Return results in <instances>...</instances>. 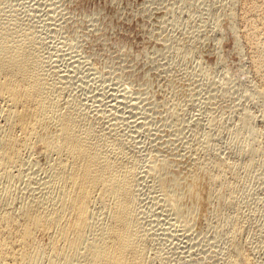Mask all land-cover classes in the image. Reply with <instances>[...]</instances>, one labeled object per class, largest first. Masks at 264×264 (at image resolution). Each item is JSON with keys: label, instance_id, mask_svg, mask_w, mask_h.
<instances>
[{"label": "rangeland", "instance_id": "374dc122", "mask_svg": "<svg viewBox=\"0 0 264 264\" xmlns=\"http://www.w3.org/2000/svg\"><path fill=\"white\" fill-rule=\"evenodd\" d=\"M245 1L0 0V26L18 40L31 35L62 105L126 144L139 171L137 218L152 264H231L234 238L254 264H264V101L257 92L264 75L255 50L264 0L247 8ZM191 154L222 158L237 175L220 188H233V204L214 197L185 229L158 203L149 172ZM41 161L30 164L24 182L1 179L0 195L25 203L31 176L46 175ZM170 220L184 230L170 228ZM237 223L243 231L236 235Z\"/></svg>", "mask_w": 264, "mask_h": 264}, {"label": "bare ground", "instance_id": "6f19581e", "mask_svg": "<svg viewBox=\"0 0 264 264\" xmlns=\"http://www.w3.org/2000/svg\"><path fill=\"white\" fill-rule=\"evenodd\" d=\"M263 14L255 28L261 31L255 53L260 54L257 68L264 75ZM250 33L253 40L258 37ZM18 39L7 26H0V181L11 182L26 172L29 176L30 164L43 158L45 163L40 164L46 175L37 182L36 175H30L28 198L22 205L11 201L9 194L0 195V264H152L149 237L137 218L139 171L126 144L73 105L64 107L31 50V35ZM257 92L264 101V87ZM149 175L159 190L158 203L185 229H191L214 197L223 196L233 204V188L228 186L225 193L220 188L224 178H236L237 171L222 158L203 160L191 154L170 164L159 163ZM168 224L184 230L175 221ZM242 231L237 223L235 234ZM230 260L254 264L235 238Z\"/></svg>", "mask_w": 264, "mask_h": 264}]
</instances>
